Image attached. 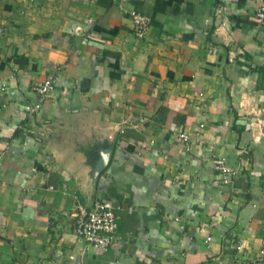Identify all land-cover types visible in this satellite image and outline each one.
Returning a JSON list of instances; mask_svg holds the SVG:
<instances>
[{
    "label": "crops",
    "instance_id": "1",
    "mask_svg": "<svg viewBox=\"0 0 264 264\" xmlns=\"http://www.w3.org/2000/svg\"><path fill=\"white\" fill-rule=\"evenodd\" d=\"M260 2L0 0V264H224L237 244L257 253ZM132 10L150 17L143 38ZM48 75L53 90L25 110ZM95 200L119 206L104 250L73 231L77 206Z\"/></svg>",
    "mask_w": 264,
    "mask_h": 264
},
{
    "label": "built area",
    "instance_id": "2",
    "mask_svg": "<svg viewBox=\"0 0 264 264\" xmlns=\"http://www.w3.org/2000/svg\"><path fill=\"white\" fill-rule=\"evenodd\" d=\"M25 1L30 2L32 0ZM256 17L260 24L264 26V2H260L258 10L256 11ZM130 19L133 34L137 38L145 37L150 26V17L142 12L132 10L130 11ZM56 81V75H48L42 81L33 85L32 93L36 97L37 103L35 105L26 104L24 106L25 110L29 112L36 111L37 105L46 100L53 90ZM178 139L186 151L190 150L191 146L187 133L180 132ZM140 145L142 148L147 146L145 142ZM214 163L220 166L223 160L217 159L214 160ZM118 207V205L116 206L107 200H95L89 207L78 205L73 213V231L77 238L89 247L102 250L108 248L117 236V216L115 209ZM235 248L237 252L234 257L224 264H264V234L260 240L257 253L254 256H250L241 244H237Z\"/></svg>",
    "mask_w": 264,
    "mask_h": 264
},
{
    "label": "water",
    "instance_id": "3",
    "mask_svg": "<svg viewBox=\"0 0 264 264\" xmlns=\"http://www.w3.org/2000/svg\"><path fill=\"white\" fill-rule=\"evenodd\" d=\"M111 156V149H105L101 152L100 158L97 160L93 173L97 177L99 173L108 165Z\"/></svg>",
    "mask_w": 264,
    "mask_h": 264
}]
</instances>
